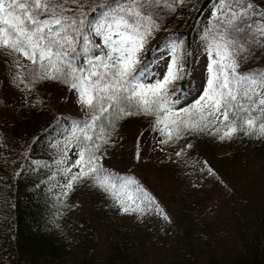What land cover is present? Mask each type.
Masks as SVG:
<instances>
[{"label": "trees", "instance_id": "1", "mask_svg": "<svg viewBox=\"0 0 264 264\" xmlns=\"http://www.w3.org/2000/svg\"><path fill=\"white\" fill-rule=\"evenodd\" d=\"M0 2V94L9 85L28 91L47 115L26 133H16L0 122V264H62L66 260L129 264L135 255L128 227L111 226L101 239L91 216L78 217L79 206L61 194L59 170L50 163L56 153L52 149L69 128L83 133L101 121L105 136L106 108L127 95L133 79L168 44L177 45L182 65L179 80L163 97L171 108L188 100L193 63L212 48L232 58L238 80L264 84V0H192L184 15L176 14L180 0ZM214 5L216 13L209 16L207 11ZM98 21H120L122 29L145 39L146 50L133 73L118 74L105 67L106 50L92 36ZM19 56L28 61H19ZM85 71L91 103L79 118L60 112L63 96ZM135 149L128 170L97 167L73 184L95 198L102 197L103 202L85 206L90 214L105 211L109 192L124 180L134 181L148 193L151 205L157 201L155 186L138 171ZM46 152L39 163L37 155ZM197 154L190 149L189 155ZM220 159L231 165L239 160L235 153ZM184 161L167 160L154 168L171 178ZM240 175L239 200L227 214L209 213L193 204L183 206L177 217H169L173 246L165 264H195V243L204 247V264H264V150L259 169L241 168Z\"/></svg>", "mask_w": 264, "mask_h": 264}, {"label": "rangeland", "instance_id": "2", "mask_svg": "<svg viewBox=\"0 0 264 264\" xmlns=\"http://www.w3.org/2000/svg\"><path fill=\"white\" fill-rule=\"evenodd\" d=\"M191 3L180 0L176 14H186ZM215 13L216 5L207 11L209 16ZM120 26V21H98L92 26V36L106 50V68L118 74L133 73L147 43ZM180 59L179 48L173 43L158 50L151 64L133 79L127 95L106 108L103 121L109 127L105 136L101 134V121L94 130L88 128L83 133L69 128L67 136L52 149L56 152L54 158L49 157L51 167L56 166L61 176V194L74 207L79 206L78 217L93 218L101 239L111 226L128 227L135 255L129 264H165L173 246L169 217H177L183 206L193 204L209 213L227 214L239 200L241 168L256 172L261 165L264 84L238 80L232 58L226 51L212 48L193 63L188 100L171 108L163 97L180 78ZM19 61L28 60L19 56ZM87 77L85 71L68 88L60 112L83 116L92 101ZM46 119L28 91L12 85L2 90L0 122L12 131L26 133ZM134 146L138 171L155 186L157 201L151 205L148 193L134 181L124 180L109 192L106 210L90 214L85 206L103 202L102 197L95 198L73 184L97 167L128 170ZM191 148L197 156L189 155ZM47 153L37 155L39 163ZM232 153L239 159L234 165L220 159ZM177 159L185 161L179 162L171 178H164L154 168L156 163ZM193 256L195 264H204L206 255L201 243H195Z\"/></svg>", "mask_w": 264, "mask_h": 264}]
</instances>
